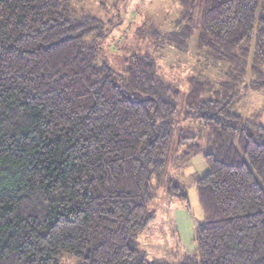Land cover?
Segmentation results:
<instances>
[{"label": "trees", "instance_id": "obj_1", "mask_svg": "<svg viewBox=\"0 0 264 264\" xmlns=\"http://www.w3.org/2000/svg\"><path fill=\"white\" fill-rule=\"evenodd\" d=\"M76 1L0 0V264H146L134 241L154 219L182 119L207 141L180 136L174 166L202 155L208 168L195 181L197 253L183 264H264V121L241 109L264 92V0H178L171 46L197 31L232 67L187 94L150 55L121 73L101 63L86 40L104 23Z\"/></svg>", "mask_w": 264, "mask_h": 264}, {"label": "rangeland", "instance_id": "obj_2", "mask_svg": "<svg viewBox=\"0 0 264 264\" xmlns=\"http://www.w3.org/2000/svg\"><path fill=\"white\" fill-rule=\"evenodd\" d=\"M73 7L79 14L93 15L104 23L105 35L100 40L91 35L86 42L97 44L101 63L109 64L118 73L125 70L132 55H150L156 60L159 73L187 94L193 79L217 86L227 80L232 70L229 64L218 61L208 50L198 47L197 31L185 49L171 46L169 38L181 20L178 0H79ZM248 93L241 105L244 117L262 113L264 121V92ZM176 129L179 138L175 140L167 174L159 187L154 181L157 195L150 204L154 219L134 241L145 254L146 264H183L197 253L196 233L204 221V214L195 181L208 168L202 155L192 159L185 169H177L174 165L182 162L181 154L177 152L180 136L196 137L197 141L203 137L207 141V133L199 122L183 119ZM176 186L185 188L187 203L176 197V193L180 194L174 189ZM63 262L81 264L75 258H65Z\"/></svg>", "mask_w": 264, "mask_h": 264}, {"label": "crops", "instance_id": "obj_3", "mask_svg": "<svg viewBox=\"0 0 264 264\" xmlns=\"http://www.w3.org/2000/svg\"><path fill=\"white\" fill-rule=\"evenodd\" d=\"M204 174H205V173H204ZM204 174H203V175H204Z\"/></svg>", "mask_w": 264, "mask_h": 264}]
</instances>
